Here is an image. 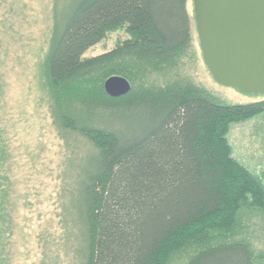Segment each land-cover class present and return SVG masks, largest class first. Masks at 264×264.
<instances>
[{"label":"trees","instance_id":"16d2710c","mask_svg":"<svg viewBox=\"0 0 264 264\" xmlns=\"http://www.w3.org/2000/svg\"><path fill=\"white\" fill-rule=\"evenodd\" d=\"M191 19L187 0H51L38 70L66 154L60 232L38 234V264H62V257L66 264H167L192 246L199 250L182 264H254L250 242L234 239V226L243 208L264 216V174L252 175L230 156L227 133L264 113V99L225 104L188 79H158L183 62ZM121 29L128 38L83 57ZM111 76L126 78L130 91L107 95L103 84ZM5 114L0 264H14L20 198Z\"/></svg>","mask_w":264,"mask_h":264},{"label":"rangeland","instance_id":"374dc122","mask_svg":"<svg viewBox=\"0 0 264 264\" xmlns=\"http://www.w3.org/2000/svg\"><path fill=\"white\" fill-rule=\"evenodd\" d=\"M187 9L192 18L191 39L183 53V62L170 74L158 75V79L173 76L188 79L225 104L263 100L264 95L243 93L213 80L201 56L192 0H187ZM50 26L51 0H0V114L6 110L4 124H8L9 148L15 159V190L20 198L16 213L19 232L15 237L14 264H38V234L47 229L51 237H56L60 232L57 194L66 150L51 124L47 96L40 85L38 70ZM126 38L128 34L123 29L109 32L83 57L110 51ZM227 141L230 156L252 175L262 178L264 113L231 124ZM79 146L81 154L84 143ZM234 231V239L250 242L254 264L264 260V216L260 209H241L236 216ZM198 250L199 247L192 246L173 255L167 264H182ZM62 259V264H66V258Z\"/></svg>","mask_w":264,"mask_h":264},{"label":"water","instance_id":"95a60500","mask_svg":"<svg viewBox=\"0 0 264 264\" xmlns=\"http://www.w3.org/2000/svg\"><path fill=\"white\" fill-rule=\"evenodd\" d=\"M201 56L213 80L264 95V0H192ZM110 97L126 95L122 76L103 84Z\"/></svg>","mask_w":264,"mask_h":264}]
</instances>
